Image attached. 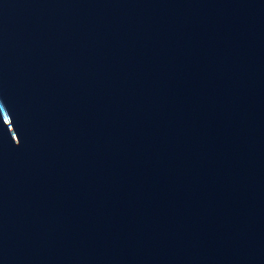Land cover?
<instances>
[{"label": "water", "instance_id": "water-1", "mask_svg": "<svg viewBox=\"0 0 264 264\" xmlns=\"http://www.w3.org/2000/svg\"><path fill=\"white\" fill-rule=\"evenodd\" d=\"M0 264H264V238L81 222L0 208Z\"/></svg>", "mask_w": 264, "mask_h": 264}]
</instances>
